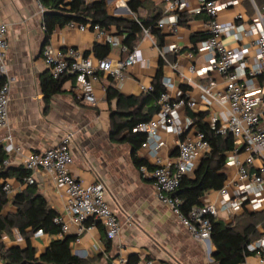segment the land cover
Wrapping results in <instances>:
<instances>
[{
    "label": "crops",
    "instance_id": "1",
    "mask_svg": "<svg viewBox=\"0 0 264 264\" xmlns=\"http://www.w3.org/2000/svg\"><path fill=\"white\" fill-rule=\"evenodd\" d=\"M131 1L104 0L107 15L136 21L139 18H150L159 12L163 15L165 10L164 0H137L141 4L137 11L131 9ZM42 2V0H0V20L7 26L8 51L5 63L9 73L15 77V83L9 95L7 131L12 135L14 144L20 149L19 154L4 155V160L8 162L5 168H19L22 155L54 148L66 134L71 133L73 134L69 144L72 157V163L69 166L71 175L85 185L102 183L106 189L105 198L121 225L119 236L110 241L108 253L104 252L106 237L99 224L88 228L78 243L72 242L71 252L74 256L88 259L91 264H114L118 258L126 261L131 256L138 258V264L148 260L155 264H214L211 258L214 247L211 242L208 245L207 242L202 243L189 235L171 211L157 202L152 181L142 179L138 170L132 165L129 146L116 144L109 139L111 112L115 109L116 102L107 104L105 96V89L111 86L123 97L139 96L143 89L151 87L159 59H161L160 53L164 52L161 81L164 79L168 82V93L174 97L178 91H181L195 102L194 108H184L180 111L184 136L190 137L197 132L195 127L189 126V123L193 122L191 116L201 119L210 127L213 119L217 123L222 122L227 115L226 106L216 103L207 106L198 86L212 83L214 89L222 93L225 89L224 79L214 72L203 76L188 73L190 66L200 69L206 65L207 54L197 53L202 40L193 36L200 35V38L206 36L207 17L204 14L185 13L186 22L183 25L176 24L173 29L165 25L160 30L163 36L160 47L157 46L153 36L141 35L134 46L139 51L140 61L124 71L125 78L119 86L114 84L108 74H97L98 81L93 88L95 105H84L77 99L73 91L74 82L68 76L61 79L63 82L60 92L53 95L49 103L45 105L40 79L50 76V73L41 58L43 47L49 44L60 53L72 48L83 58H89L95 63L98 59L93 55L92 48L95 43H101L95 40L90 31L79 32L75 26L70 28L66 25L63 28H56L48 43L45 44L42 20L44 14L51 11L45 8ZM239 3L240 5L235 8L221 11L217 16L218 21L230 23L234 16L240 13L244 16L243 23L249 24L254 14L252 2L239 0ZM263 5L264 0H261L259 7ZM189 8H196L194 0H189ZM107 30L117 37L122 45V37L118 35L115 27L110 26ZM221 41L228 49L245 48V64L247 66L253 64L256 48L252 40L244 39L239 42L229 36L222 38ZM172 47L176 48V53L169 51ZM109 49L106 59L113 63L120 62L124 56L120 48ZM174 64L177 65V70H173ZM243 72L245 70L240 73L241 81L245 79V75L242 76ZM181 75L190 78L192 84H186ZM260 80L261 78H257L254 83L263 89L264 97V77L262 84ZM260 126L264 128V118L261 119ZM5 134L6 131H0L1 149V140ZM158 137L163 146L157 153L154 150V142H150L146 148L140 147L136 153V156L147 163L151 169L157 157L173 163L177 157L175 136L160 131ZM202 157L200 154L195 157V167ZM237 158L243 162L245 155L240 152ZM257 167L258 162H255L246 169L252 172ZM224 172L226 182L236 178L235 167L225 165ZM28 175L34 181L33 186L37 193L51 209L61 214L64 195L55 189L52 180L42 172L28 173ZM26 179L19 182L12 174L4 181L0 180L1 186L8 183L11 188V192L5 195L7 205L2 211L3 217L11 216L16 212L12 202L29 185ZM216 199L217 192L210 191L201 198L200 205L213 203ZM263 210L264 207L256 212H244L251 214ZM243 213L232 216L221 212L217 219L229 224ZM257 229L260 236L263 231L260 226H257ZM67 236L75 237L73 227L69 229ZM56 238L62 237L59 235L51 237L46 234L32 235L28 245L35 251L36 256H39ZM0 243L5 248L25 247V241L16 229H10L8 233L3 234ZM108 259L110 262L107 261ZM0 264L3 263L0 261ZM242 264H257V258L249 254Z\"/></svg>",
    "mask_w": 264,
    "mask_h": 264
},
{
    "label": "built area",
    "instance_id": "2",
    "mask_svg": "<svg viewBox=\"0 0 264 264\" xmlns=\"http://www.w3.org/2000/svg\"><path fill=\"white\" fill-rule=\"evenodd\" d=\"M82 1L90 4L97 0ZM194 1L196 8L190 9L189 0H164L165 10L162 18L157 22V28L162 30L168 25L173 29L181 13L204 14L207 17L206 38L197 48V53L207 54L206 65L200 69L190 66L188 73L203 76L214 72L224 79L225 89L222 93L217 92L212 83L198 86V89L207 106L214 103L226 106L225 119L220 123L213 119L211 128L216 127L215 134L232 135L238 146L226 161V166L235 167L236 178L227 181L223 188L217 191V199L213 203L195 207L187 216L180 213L178 208L180 201L173 193L178 187L180 178L191 175L194 171L195 157L198 154L204 156L209 151V146L201 133L196 132L190 137L184 136L180 111L184 108H194L195 102L181 91H178L174 97L171 96L167 91L169 84L164 79L161 81L164 92L157 101V113L149 122L134 126L132 132L145 136L141 148H146L150 142H154L156 153L163 146L158 137L160 131L175 136L177 157L174 163L157 157L151 170L142 166L138 172L142 179L152 181L157 202L171 211L189 235L203 243L210 240V218L217 219L221 212L234 216L244 211L256 212L264 207V128L260 126L261 119L264 118V97L263 89L254 83V80L264 75V5L259 8L253 0H249L252 2L254 14L250 23L245 25L244 16L240 13L236 14L230 23H220L217 19L221 11L239 6V0ZM74 26L79 32L90 31L97 42L108 45L111 49L120 48L121 52H127L117 37L99 25L91 27L68 24L70 28ZM143 34L149 37L148 31H143ZM229 36L239 42L244 39L253 41L256 48L253 64L248 66L245 64V48L233 50L222 44L221 39ZM7 51V26L0 20V131H6L1 140L2 150L6 156L19 154L20 151L14 144L12 135L7 131L9 95L15 83V77L9 73L5 63ZM169 51L176 53L177 50L172 47ZM160 57L165 58L164 52L160 53ZM41 58L53 80L71 77L77 99L82 104L91 106L96 103L93 88L98 81L97 74H108L114 84L119 86L125 78L124 71L139 63L140 54L135 47L120 62L113 63L104 59L93 63L91 59L83 58L72 48L60 53L48 44L43 47ZM172 68L177 70V65H172ZM243 70L245 74L242 73V76L245 75V79L241 81L240 73ZM181 78L186 84H192L190 78L184 75H181ZM150 90L151 87H148L143 89V92ZM189 126H192V122ZM72 138L73 134L68 133L54 148L22 155L20 167L29 174L42 172L52 180L55 189L64 195L63 211L61 214L57 213L53 219V223L60 228L58 234L60 237L67 236L69 229L73 227L75 229L73 243H78L84 232L98 223L102 226L106 239L112 241L119 236L121 225L105 198L104 185L99 182L85 185L77 181L69 171L72 163L69 144ZM240 152L245 155L243 162L237 158ZM255 162H258V167L249 172L246 167L252 166ZM7 165L8 162L3 160L2 166ZM26 182L29 185L34 183L30 177H27ZM2 191L4 195L9 194L10 185L3 184ZM87 221L92 222L88 227L85 226ZM42 234L38 231L34 235ZM246 252L256 256L257 264H264V232L257 240L246 245ZM125 262L123 258H118L114 264H125ZM140 264L155 263L148 260Z\"/></svg>",
    "mask_w": 264,
    "mask_h": 264
},
{
    "label": "trees",
    "instance_id": "3",
    "mask_svg": "<svg viewBox=\"0 0 264 264\" xmlns=\"http://www.w3.org/2000/svg\"><path fill=\"white\" fill-rule=\"evenodd\" d=\"M43 6L51 13H45L43 16L44 43L47 44L53 31L56 28H63L70 23L84 26L99 25L104 29L114 26L118 35L122 37V46L126 48V53L121 58L125 59L127 54L134 48L135 43L143 31H148L149 35L156 40L158 47L162 44L163 36L157 28V22L162 18L161 13L147 19L127 20L111 17L107 15L104 0H97L94 3L85 4L82 0H42ZM257 7L261 5V0H253ZM130 7L137 11L141 4L137 0H132ZM260 8V7H259ZM186 22L185 13L178 16V25ZM200 41L206 36H193ZM110 52L108 45L95 43L92 48L93 55L98 60H104ZM164 62L159 59L156 75L151 83V90L142 92L137 97H123L112 86L105 89L107 104L116 102L115 109L111 112V129L109 139L116 144H126L131 153L132 165L138 170L144 166L148 170L151 167L140 160L136 153L145 141V136L139 133H133L132 128L140 123L149 122L157 113V101L164 92L161 84L162 67ZM264 76H261V84ZM258 78V79H259ZM73 80V79H72ZM1 81V80H0ZM63 80H53L51 76H45L40 79L43 101L47 105L51 97L60 92ZM192 117V127H195L198 133L203 134L204 140L208 143L209 151L201 158L191 175L182 176L178 187L173 193L178 198L180 204L178 208L183 216L195 207L200 206L201 198L208 192H217L221 190L226 183L224 168L227 156L236 148V143L230 134H215L212 129L201 119ZM5 154L0 147V180L15 175L19 182L27 178L28 172L21 167L16 169H7L2 166ZM3 186V185H2ZM0 184V239L10 229H16L19 235L25 241V247L5 248L0 243V261L3 264H91L88 259H80L71 252V244L75 237L66 240L56 238L52 240L45 252L36 256L35 251L28 245L29 238L36 232L41 231L51 237H57L60 232L58 225L53 223L57 212L51 209L47 202L37 193L35 186L28 185L24 192L18 194L13 205L16 212L7 217L2 216V211L7 205V199L2 191ZM87 221L85 226L91 225ZM96 226L99 224L96 223ZM211 232L210 242L214 247L211 256L214 264H242L244 258L249 254L246 252V245L257 240L259 232L257 226H260L264 232V210L258 213L244 212L237 216L229 224L219 219L210 218ZM105 254L110 249V241H104ZM110 262V259L107 260ZM139 260L135 256L129 257L125 264H138Z\"/></svg>",
    "mask_w": 264,
    "mask_h": 264
},
{
    "label": "water",
    "instance_id": "4",
    "mask_svg": "<svg viewBox=\"0 0 264 264\" xmlns=\"http://www.w3.org/2000/svg\"><path fill=\"white\" fill-rule=\"evenodd\" d=\"M68 238H70V236H65L63 239L66 240ZM207 244L210 245V240H207Z\"/></svg>",
    "mask_w": 264,
    "mask_h": 264
}]
</instances>
